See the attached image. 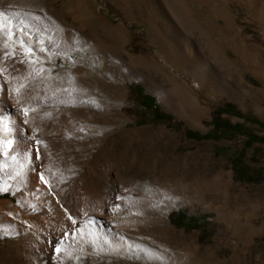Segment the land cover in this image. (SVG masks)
<instances>
[{
    "label": "rangeland",
    "instance_id": "rangeland-1",
    "mask_svg": "<svg viewBox=\"0 0 264 264\" xmlns=\"http://www.w3.org/2000/svg\"><path fill=\"white\" fill-rule=\"evenodd\" d=\"M0 50V264H264V140L192 134L264 120V0H0Z\"/></svg>",
    "mask_w": 264,
    "mask_h": 264
},
{
    "label": "trees",
    "instance_id": "trees-1",
    "mask_svg": "<svg viewBox=\"0 0 264 264\" xmlns=\"http://www.w3.org/2000/svg\"><path fill=\"white\" fill-rule=\"evenodd\" d=\"M240 26L245 34L251 33L250 31L253 26L249 25L248 23L244 22L240 17ZM254 32H257L256 30ZM253 32V33H254ZM131 96L134 95V105L137 107L138 104L144 106L146 111H150L152 113L151 117H146L139 112L138 114L141 116L140 121L146 122L150 121H171L172 117L165 113L161 106L157 103L156 98L150 94L145 93L144 88L141 84H134L130 87ZM134 106L127 108L129 111H133ZM214 118V129L212 132L199 135L195 134L199 137H223L227 135L228 132H233V135H241L246 134L250 137H258L256 140H264V136H258L256 132H252V130L244 125V123L236 122L232 123L230 120V116H237L244 118L245 121H252L253 123L259 124L260 126L264 127V120L251 115L249 113H244L237 106L231 102H225L222 105L217 106L213 110ZM227 115V116H225ZM228 134V135H232ZM6 196L1 195L0 197ZM171 221L176 224L177 226H185V227H192V228H199L201 232H205L207 229V225L210 221L207 219V215L197 216V215H189L184 210L173 211L170 214Z\"/></svg>",
    "mask_w": 264,
    "mask_h": 264
},
{
    "label": "bare ground",
    "instance_id": "bare-ground-1",
    "mask_svg": "<svg viewBox=\"0 0 264 264\" xmlns=\"http://www.w3.org/2000/svg\"><path fill=\"white\" fill-rule=\"evenodd\" d=\"M51 10H52V11H51ZM54 10H55V9H54L53 7H50V11H51V12H53ZM41 21H42L41 19H38V18H36V19H35V18L32 19V17H31V23H32V24H36V25L39 26V25L42 24ZM28 22H29V21H28ZM36 25H35V26H36ZM64 35H65L66 38H68V37L70 36V31H67L66 33H64ZM4 53H5V51L3 52V50H2V51L0 50V62H1V63H0V70L3 72V74H4L5 76L7 75V77H8V75H9L8 72H9L10 70L8 69V71H7V68H6V65H5L6 62H5V63H2V61H3V59H4ZM5 54H6V53H5ZM10 55H11V54H10ZM6 59H7V58H6ZM7 61H8V60H7ZM25 64H26V63H25ZM26 66H27V65H26ZM27 68H28V67H27ZM29 70H30V69H29ZM1 71H0V72H1ZM13 71H15V70H13ZM10 73H11V72H10ZM16 73H17V72H16ZM1 74H2V73H1ZM3 74H2V75H3ZM12 75H13V74H12ZM5 76H4V77H5ZM18 76H19V75H18ZM24 76H25V73L22 74V75H20L19 77L16 76L17 78H15V77H14V78H15L16 81H22V79H24V78H23ZM11 78H12V77H11ZM14 78H13V80H14ZM22 82H23V81H22ZM22 82H21V83H22ZM16 84H18V83H16ZM46 138H47V137H46ZM6 205H7L6 202H0V210H4L5 207H6ZM84 205H85V204H84ZM84 205H83V206H84ZM98 207H99V206H98ZM83 208H84V207H83ZM82 210H83V209H82ZM86 211H87V210H86ZM101 211H102V210H101ZM103 211H104V210H103ZM80 213H81V212H80ZM83 214H84V213H83ZM58 222H59V221H58ZM68 223H69V222H68ZM56 224H58V223H56ZM61 224H62V223H61ZM61 224H60V225H61ZM69 225L71 226V224H69ZM61 226L65 228V229L63 228L65 233L68 232L69 229H70V228L65 227V226H66L65 223H64V225H61ZM57 227H58V225H57ZM60 229H62V228H60ZM71 229H72V228H71ZM71 229H70V230H71ZM60 235H61V234H60ZM62 235H63V234H62ZM64 235H65V234H64Z\"/></svg>",
    "mask_w": 264,
    "mask_h": 264
},
{
    "label": "crops",
    "instance_id": "crops-1",
    "mask_svg": "<svg viewBox=\"0 0 264 264\" xmlns=\"http://www.w3.org/2000/svg\"><path fill=\"white\" fill-rule=\"evenodd\" d=\"M213 48V52H214V57L213 59H206L202 62V64L204 65L201 69V71L206 75L208 73H213L214 71V65L218 62V58L219 56L221 55L222 58H224V60L228 59V56L226 55L227 54V50L222 49V47L219 45V42L217 43H214L212 42V47ZM228 48V47H227ZM210 65L209 67L207 65ZM206 65V66H205ZM203 81H205L203 79ZM225 82L226 84L228 85V83L230 82L229 78H225ZM217 89H224V88H217ZM219 91V90H218ZM228 94V92H226Z\"/></svg>",
    "mask_w": 264,
    "mask_h": 264
},
{
    "label": "snow or ice",
    "instance_id": "snow-or-ice-1",
    "mask_svg": "<svg viewBox=\"0 0 264 264\" xmlns=\"http://www.w3.org/2000/svg\"><path fill=\"white\" fill-rule=\"evenodd\" d=\"M41 179L43 180V176H41ZM56 250H57V252H60V249L59 248H57Z\"/></svg>",
    "mask_w": 264,
    "mask_h": 264
}]
</instances>
